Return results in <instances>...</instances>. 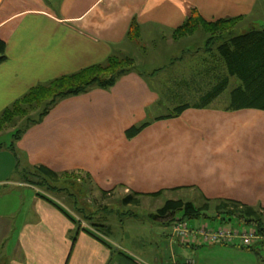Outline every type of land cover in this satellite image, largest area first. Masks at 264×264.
Masks as SVG:
<instances>
[{
  "label": "crops",
  "instance_id": "1",
  "mask_svg": "<svg viewBox=\"0 0 264 264\" xmlns=\"http://www.w3.org/2000/svg\"><path fill=\"white\" fill-rule=\"evenodd\" d=\"M257 4L258 0H0V39L7 56L0 64V114L34 87L105 63L119 56L117 50L127 53L123 44L129 40L133 19L139 23L140 37L144 27L160 34L170 31L169 40L163 36L170 44L177 41L175 30L194 11L207 22L247 19ZM191 52L187 47L176 55L181 57L179 65L188 63L184 56L193 58ZM215 67L216 63L206 67L204 75L212 79L205 84L183 88L204 96L224 79L225 69ZM148 80L152 77L136 70L109 90L93 87L63 98L23 134L15 153L12 143L0 144V264H149L106 238L118 247L113 254L79 229L66 215H82L70 211L78 200L47 186L46 192L40 190L42 186L23 175L25 169L29 175L33 168L53 171L59 180L40 177L48 185L60 181L62 174L66 178L82 173L104 199L117 189L147 196L191 186L205 200L236 201L264 210V111H229V101L217 107V98L206 108L191 107L176 118L158 114L151 119L150 109L160 96ZM144 123L149 125L140 133L127 136L128 130ZM20 128L8 132L13 137ZM77 177L68 178L83 183ZM88 208L93 213L95 207ZM90 231L103 237L95 228ZM169 241L172 249L175 244ZM177 246L185 261L173 258L168 264H246L250 259L241 247L200 242ZM203 247L208 250L191 260L196 257L190 255ZM154 264L165 261L156 257Z\"/></svg>",
  "mask_w": 264,
  "mask_h": 264
},
{
  "label": "trees",
  "instance_id": "2",
  "mask_svg": "<svg viewBox=\"0 0 264 264\" xmlns=\"http://www.w3.org/2000/svg\"><path fill=\"white\" fill-rule=\"evenodd\" d=\"M243 19V17H235L207 22L198 12L194 11L192 16L175 30L174 35L176 38L196 34L199 31L207 34L208 38L206 39V47L204 50L210 52L211 58L219 61L221 65H225V76L224 79L219 81L217 85L201 97V102L197 101L193 105L184 104L178 106L166 118L179 117L185 110L191 107H208L229 88L231 79L233 78L238 83L231 92L227 110L240 111L250 109L264 111V29L254 28L243 34H234V29H236L239 22ZM139 38L140 26L137 20L133 19L127 33V39L137 40ZM214 46L217 47L213 51ZM6 58V45L0 39V64ZM133 71H135L134 59L130 57L120 58L119 56H111L105 63L86 67L76 73L53 80L47 85L34 87L23 98L16 101L1 113L0 132L3 131L7 124H16V120L26 119L25 125L16 131L13 136L11 145L12 152L15 153V144L22 139L23 134L48 114L50 107L56 102L66 97L84 94L93 87L109 90L123 75ZM40 108L42 111L39 112L38 118H30L31 113ZM148 125L143 124L142 126L128 130L127 136H136ZM40 170L51 180H59V176L53 171L47 168H41ZM26 174L29 175L28 173ZM27 175L26 177L28 178ZM44 182L45 180L35 184L39 186L40 184H44ZM162 194L154 195L160 196ZM141 196L143 195L130 194L122 199V203L125 206L138 207ZM46 201L52 203L48 199ZM211 202V200H206L203 206L197 207L193 202L169 200L161 209L149 214V218L156 224L170 226L171 231L173 224L176 222L187 223L188 221H205V223H209L211 226L213 224H216V226L231 225L232 227L253 229L262 239L258 240L253 246L244 249L255 252L258 257L261 256L259 251L264 249V212L253 206L236 201L217 200L215 201L217 204L214 208ZM66 215L73 223L79 225L80 229V223L73 216ZM82 216L89 222L93 219V216ZM92 227L103 237L98 236V234L89 229H84V231L90 233L93 237L112 249L113 254L116 253L115 247L106 240V238L109 239V229L106 226L94 223H92ZM170 238L172 245L196 244L194 242L184 243L181 238H177L174 234ZM119 253L131 259L126 253Z\"/></svg>",
  "mask_w": 264,
  "mask_h": 264
},
{
  "label": "rangeland",
  "instance_id": "3",
  "mask_svg": "<svg viewBox=\"0 0 264 264\" xmlns=\"http://www.w3.org/2000/svg\"><path fill=\"white\" fill-rule=\"evenodd\" d=\"M147 28L148 27H144L139 39L134 41L128 40L123 44L125 50L128 51L127 53H121L119 50H117L116 53L120 58L130 57L134 59L135 71L137 70L138 72L142 73L146 78L152 77V80H148L150 87L154 91L158 92L160 96L157 104L153 105L150 109L152 115L151 119H154L156 117L155 115L158 114H166V116H168L178 106L184 104L193 105L197 101L199 102L201 98L199 99L198 96H200L201 92L197 94V89L190 90L189 92L188 88L186 89L183 87H187V84L200 86L206 83L205 80L212 79L207 76V74L204 75L206 67H208L210 64L216 63L217 67L215 68H217L218 70L221 69L224 71V68L217 60L211 58L210 55L208 57L205 56L207 51H205L204 49L206 47L205 43L208 35L204 32L199 31L196 34L186 35L185 38H177V41L169 44L168 40L170 39V37H172V33L170 31H164L160 34L159 32L154 33L152 29L149 32ZM254 28L264 29V0H258L256 11L250 18L244 19L239 22L236 29H234V34H243ZM164 35L168 36V40H165V38L163 37ZM187 47H189L190 52L192 51L191 53L193 54V58H189V60H186V56H184L183 60L188 61V63L183 62L182 65H179V59L181 57H177L176 55L182 54L183 49ZM216 47L217 46H214L213 51L216 49ZM187 57H190V55ZM206 57L208 59V62L204 61ZM175 65H179V67ZM220 77H218V79ZM161 78H163V80H160ZM167 83H170V87H166ZM237 83L238 81L235 78L231 80L229 88H227L222 96L218 98L216 104L217 107H223L224 101H229L231 92L236 87L235 85ZM209 91L210 89H207V91H204V94ZM193 92L194 94L192 96L190 93ZM40 111H42L41 108L37 111L32 112L30 118H38ZM25 120L26 119H18L15 121L16 124H7L4 128L5 131L2 133V135H0V144H11L13 141V137L9 134L8 131H11V129L14 130V127L16 129L22 127L26 123ZM40 169L41 168H38L36 170L34 168L31 169L29 171L30 175L26 174L28 173V169H25L26 173L25 175H23H27L34 184L37 182L41 183L42 180L40 179V177L43 176L45 178H48V181H50L49 177L43 174ZM16 174L17 176H19L18 172ZM64 175L65 174H62V176L60 175L63 178H61L58 182L52 181V183H50L49 185L47 184V182H44V184H40L39 187L42 186V188L39 189H44V192H46V190H48L46 188L50 187L51 191L55 192V190L53 189H56L57 191H62L65 196H68L69 193L68 198H76L78 201H76L75 206L72 207L70 211L74 215L77 211L85 216H88L89 214H92L93 216V219L90 222L82 215H77L74 217L75 220L80 223V228L82 230H93L92 223L106 226L110 232L108 241L118 247L123 248L125 251L132 254L140 261H146L149 264H154L156 257L159 262H161V260H164L165 264L172 263L173 258L178 259L179 261H185V259L181 260V248L175 245L171 249L169 241L172 234H174V236H177V238H181V240H184L182 239L184 237V234L180 233L179 231H177L176 234L174 229H172L171 231L170 226H162L154 223L150 220L149 214L155 213L157 210L161 209L169 200H183L185 202H193L197 207L203 206L206 200L203 198V195L197 192L193 187L178 186L176 189H163L160 192L163 194L160 196L143 195L140 199V205L138 207H135L125 206L122 203V199L130 195V189H117L113 191L114 193L111 192V195L105 197L104 199L103 195H101L102 193L96 189V186H92L90 185L91 183H88L87 175H83L82 173L67 175L68 177L80 176V180L83 181V183L76 181V178H65ZM72 181L74 182V184L71 183ZM60 200L63 203L66 202L63 197H60ZM211 204L214 208L217 202L212 201ZM88 206L95 207L97 211L95 209L92 210H94L93 213L95 211L97 213H90ZM188 222L187 224L191 229H197L204 224V226H211L209 223H205V221ZM213 226L211 227H224L222 225L216 226V224H213ZM227 228H239L240 230H242L244 227H232L231 225H229L227 226ZM118 247H116L115 249H118ZM232 247L235 246H231V248ZM234 249H238V247ZM207 250V247L199 249L198 251H196V254L190 255V259ZM244 251L248 252L245 254L250 258L244 260L246 264H262V260L255 254V252L248 250ZM259 252L260 255L264 256L263 249H261ZM229 257L230 256H226V258ZM198 258L199 257H196L195 259L191 260L196 261ZM261 258L263 259L264 257ZM227 262L228 260L226 261V263ZM228 264L231 263L228 262Z\"/></svg>",
  "mask_w": 264,
  "mask_h": 264
},
{
  "label": "built area",
  "instance_id": "4",
  "mask_svg": "<svg viewBox=\"0 0 264 264\" xmlns=\"http://www.w3.org/2000/svg\"><path fill=\"white\" fill-rule=\"evenodd\" d=\"M204 225L198 227L197 229H191L187 223L176 222L175 224H173V229L175 230L176 234L177 231L184 234V237L182 238L184 239L182 240L184 242H200L208 245L225 244L249 247L257 243L258 240L262 239L253 229H228L227 226L212 228L209 225Z\"/></svg>",
  "mask_w": 264,
  "mask_h": 264
}]
</instances>
